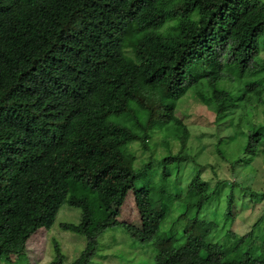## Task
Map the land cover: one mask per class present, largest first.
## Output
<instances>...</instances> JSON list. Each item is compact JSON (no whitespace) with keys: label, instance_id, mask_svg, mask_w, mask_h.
<instances>
[{"label":"trees","instance_id":"1","mask_svg":"<svg viewBox=\"0 0 264 264\" xmlns=\"http://www.w3.org/2000/svg\"><path fill=\"white\" fill-rule=\"evenodd\" d=\"M263 50L264 0H0V264H14L64 204L80 217L58 226L86 243L65 263L53 240L48 264H89L114 226L150 243L154 264H264V213L245 234L217 238L223 228L199 214L220 182L211 187L199 171L184 188L171 171L191 158L177 115L189 92L205 97L216 119L243 104L260 113L241 129L243 158L234 165L264 151ZM156 132L175 137L179 150L136 166L131 144L147 149ZM236 136L218 140L220 157ZM109 169L125 178L104 204L116 210L136 192L140 228L114 210L94 219L73 194Z\"/></svg>","mask_w":264,"mask_h":264},{"label":"rangeland","instance_id":"2","mask_svg":"<svg viewBox=\"0 0 264 264\" xmlns=\"http://www.w3.org/2000/svg\"><path fill=\"white\" fill-rule=\"evenodd\" d=\"M259 57L264 58V50ZM207 100L200 94L189 92L180 102L177 115L182 119L189 131L186 153L191 158L187 161L171 166L172 178L180 180L179 185L185 188L195 176L201 172V176L209 181L211 187L220 182L216 193L204 204L199 217L211 220L221 229L217 233L219 238L225 230H232L237 234H245L251 229L260 216L264 213V151L254 158L249 164L241 162L233 164L236 158H243V145L245 137L241 129L247 128L250 120L254 121L245 104L236 107L233 112L224 118L216 119V113L207 108ZM256 114V113H255ZM254 114V115H255ZM252 117V118H251ZM228 122V124H227ZM259 121H255L258 123ZM174 135L173 133H171ZM236 134V138L222 144L226 151L224 157H220L216 151L219 139ZM169 140V146L164 144ZM179 141L173 136H164L159 132L153 134L150 147L145 149L137 142L132 143L130 150L136 157L135 165L139 166L150 156L157 159L166 155L169 150L175 153L179 150ZM155 162V161H154ZM124 175L114 169L102 173L93 178H86L82 183L75 185L73 194L85 198L92 210L94 219H104L107 215L116 212V218L120 221L141 227V221L136 209L134 198L136 192L130 191L120 208L114 210L110 204H104L114 195L117 186L124 180ZM237 179V184L231 186ZM233 190V220L225 218L227 195ZM114 210V211H113ZM113 211V212H112ZM80 217L78 208L62 205L56 215L52 228H40L26 243L24 254L14 257V264H48L53 256V240L60 244L65 254V263H70L85 246V239L77 234L63 231L58 226L60 222L77 223ZM211 229L217 228L210 224ZM262 229L263 225H260ZM206 235L202 238L209 240L212 231L203 228ZM216 238V237H215ZM214 238V239H215ZM155 251L150 243H144L131 238L120 226L107 229L100 237L96 255L89 264H154Z\"/></svg>","mask_w":264,"mask_h":264}]
</instances>
